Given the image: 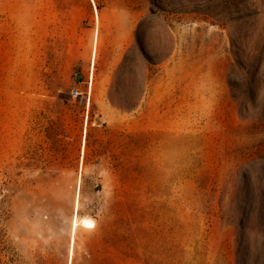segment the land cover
<instances>
[{"label": "rangeland", "instance_id": "374dc122", "mask_svg": "<svg viewBox=\"0 0 264 264\" xmlns=\"http://www.w3.org/2000/svg\"><path fill=\"white\" fill-rule=\"evenodd\" d=\"M0 264H264V0H0Z\"/></svg>", "mask_w": 264, "mask_h": 264}, {"label": "built area", "instance_id": "2783aa9c", "mask_svg": "<svg viewBox=\"0 0 264 264\" xmlns=\"http://www.w3.org/2000/svg\"><path fill=\"white\" fill-rule=\"evenodd\" d=\"M78 94H79L78 91L75 90V89H73V90L70 91V95H71L72 97H76Z\"/></svg>", "mask_w": 264, "mask_h": 264}, {"label": "bare ground", "instance_id": "6f19581e", "mask_svg": "<svg viewBox=\"0 0 264 264\" xmlns=\"http://www.w3.org/2000/svg\"><path fill=\"white\" fill-rule=\"evenodd\" d=\"M86 223H88V222H86ZM90 223V222H89Z\"/></svg>", "mask_w": 264, "mask_h": 264}]
</instances>
